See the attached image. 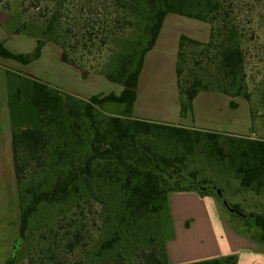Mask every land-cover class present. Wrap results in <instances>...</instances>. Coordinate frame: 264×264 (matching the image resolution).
<instances>
[{
	"label": "trees",
	"instance_id": "16d2710c",
	"mask_svg": "<svg viewBox=\"0 0 264 264\" xmlns=\"http://www.w3.org/2000/svg\"><path fill=\"white\" fill-rule=\"evenodd\" d=\"M2 3L0 26H13V36L33 38L36 47L16 53L0 40V57L28 66L52 43L83 79L98 74L123 87L120 95L83 98L7 71L20 222L15 253L5 264L23 258L28 264H58L61 255L65 264H170L167 243L175 232L169 196L218 197L193 184L207 186L199 177L212 159L220 171L229 166L241 188L264 194V141L133 116L146 57L171 14L210 26L206 43L186 35L180 40L181 116L193 111L202 92L250 103L245 46L251 40L240 26L237 0ZM109 104L121 111L109 114ZM231 107L238 108L234 101ZM251 114L254 121L252 107ZM222 139L231 141L228 154ZM231 208V214H243L239 206ZM248 219L256 232L240 233L264 246V211ZM237 263V256H228L193 264Z\"/></svg>",
	"mask_w": 264,
	"mask_h": 264
},
{
	"label": "rangeland",
	"instance_id": "374dc122",
	"mask_svg": "<svg viewBox=\"0 0 264 264\" xmlns=\"http://www.w3.org/2000/svg\"><path fill=\"white\" fill-rule=\"evenodd\" d=\"M0 1L3 2L1 5L10 2L14 6L15 0ZM237 4L240 26L248 32L249 40H251L245 46L247 80L252 96L250 105L254 112L255 125L254 135L252 132L250 139L264 141V0H237ZM186 21L195 22L196 20ZM12 27L0 26V40H6L7 47L17 53L33 51L36 40L26 35L13 36ZM204 29V32L208 34L209 26H205ZM191 30L194 35L202 34V30L198 27H191ZM57 49H59L57 46L51 45L48 55L52 59L57 58ZM6 65L14 72L27 74L35 72L34 77L50 82L49 84L60 90L79 89L83 95L90 97L116 94L122 88L98 74H92L91 78L85 80L80 78V82L73 80L74 68L64 65L65 71H63L55 61L42 60L33 66L32 71L24 65L10 62ZM67 76H69L68 79ZM105 111L116 114L121 109L109 104L105 107ZM220 142L223 152L228 154L231 141L222 139ZM214 161L212 159L211 164L203 166L204 171L199 177L200 182L223 189L227 204L230 207L239 206L243 214L239 216L231 214L223 201L215 194L204 198L196 192L171 194L175 238L168 243L170 264H193L223 259L230 255H236L240 259V264H264L262 256L264 246L258 242H250L240 233V231L256 232L254 228L251 229L248 226V223H253L248 219V215L264 211V194L257 195L241 188L240 181L235 177L233 170L227 166L220 171V166ZM19 222L20 208L13 163L12 161L0 163V236L6 237L4 246H0V264L7 260L11 239L17 241L19 238ZM258 249L261 250L260 254ZM63 258L64 256L61 255L58 264H65L61 260Z\"/></svg>",
	"mask_w": 264,
	"mask_h": 264
},
{
	"label": "crops",
	"instance_id": "0c3cea01",
	"mask_svg": "<svg viewBox=\"0 0 264 264\" xmlns=\"http://www.w3.org/2000/svg\"><path fill=\"white\" fill-rule=\"evenodd\" d=\"M188 19L190 18L175 14L169 15L165 19L157 44L155 48L147 55L145 60V65L139 81L138 97L133 113L134 118L169 124L188 129L214 131L226 134L231 137H245L250 139L251 133L255 130V125L251 114V105L244 98L233 99L219 92H202L196 97L193 102V111L189 113V115L185 118L181 116L179 87L177 79V60L181 37L183 35H186L191 39L203 43L208 42L210 39L209 24L198 20H196L195 22L186 21ZM207 25L209 26L208 34L204 32V27ZM191 27L200 28L202 30V34L194 35L191 32ZM51 45L54 44L49 43L44 47L42 56L39 60L33 62L28 66L24 65V67H29L30 71H32L33 66L41 62L42 60L57 62V65L60 66L63 71H65L64 65L72 67L62 62V51L58 46L57 47L59 49H57V58L52 59L48 55L51 49ZM6 46H8V42H6ZM9 62L22 65L16 61L0 57V163H8L9 161H12L13 163V134L10 119L7 81V71L12 70L6 65ZM33 73L35 72H32V74L30 75H33ZM72 73L73 80H79V82L80 78L83 80L80 72L77 69L74 68V71ZM91 76L92 75H90L89 78H91ZM68 78L69 76H67V79ZM122 91L123 87L116 94L120 95ZM66 92L83 98L90 97L89 95H83V92L79 89H74ZM233 101L237 104V109H233L231 107V102ZM242 110L243 113H241ZM252 135H254V132ZM178 193L188 194L192 192ZM170 209L172 215L171 203ZM5 238L6 237L4 236H0V246H4L3 242L5 241ZM246 239L252 243L256 242L248 237H246ZM15 241L16 240L11 239L6 262L13 256V252L15 253ZM258 251V254H260L261 250L258 249ZM262 256L264 257V251H262ZM6 262H4L3 264H5ZM18 264H28V262L23 258ZM237 264H240L239 258Z\"/></svg>",
	"mask_w": 264,
	"mask_h": 264
},
{
	"label": "water",
	"instance_id": "95a60500",
	"mask_svg": "<svg viewBox=\"0 0 264 264\" xmlns=\"http://www.w3.org/2000/svg\"><path fill=\"white\" fill-rule=\"evenodd\" d=\"M193 184H195L198 188H200L202 191H206V192H210V191H213L215 192L218 197L223 201V203L226 205L228 211L230 212H235V210H233L228 204L227 202L225 201V197H224V194L222 192V190L219 188V187H215V186H211V185H207V186H204L202 185L201 183L199 182H193Z\"/></svg>",
	"mask_w": 264,
	"mask_h": 264
}]
</instances>
